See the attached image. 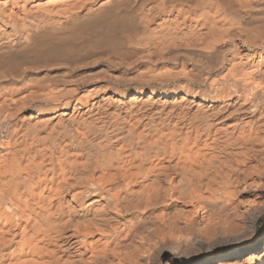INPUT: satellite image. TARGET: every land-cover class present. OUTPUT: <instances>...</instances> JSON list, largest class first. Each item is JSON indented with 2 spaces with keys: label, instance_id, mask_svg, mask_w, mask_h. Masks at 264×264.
<instances>
[{
  "label": "bare ground",
  "instance_id": "obj_1",
  "mask_svg": "<svg viewBox=\"0 0 264 264\" xmlns=\"http://www.w3.org/2000/svg\"><path fill=\"white\" fill-rule=\"evenodd\" d=\"M262 219L264 0H0V264H264Z\"/></svg>",
  "mask_w": 264,
  "mask_h": 264
},
{
  "label": "rangeland",
  "instance_id": "obj_2",
  "mask_svg": "<svg viewBox=\"0 0 264 264\" xmlns=\"http://www.w3.org/2000/svg\"><path fill=\"white\" fill-rule=\"evenodd\" d=\"M258 233L261 236V239L264 237V219H262L259 223V229H258ZM262 243V242H261ZM260 243V244H261Z\"/></svg>",
  "mask_w": 264,
  "mask_h": 264
}]
</instances>
